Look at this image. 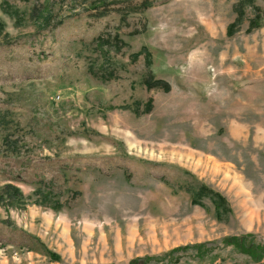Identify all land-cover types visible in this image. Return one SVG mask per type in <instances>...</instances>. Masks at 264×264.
I'll list each match as a JSON object with an SVG mask.
<instances>
[{
	"label": "rangeland",
	"instance_id": "374dc122",
	"mask_svg": "<svg viewBox=\"0 0 264 264\" xmlns=\"http://www.w3.org/2000/svg\"><path fill=\"white\" fill-rule=\"evenodd\" d=\"M263 251L264 0H0V264Z\"/></svg>",
	"mask_w": 264,
	"mask_h": 264
},
{
	"label": "trees",
	"instance_id": "16d2710c",
	"mask_svg": "<svg viewBox=\"0 0 264 264\" xmlns=\"http://www.w3.org/2000/svg\"><path fill=\"white\" fill-rule=\"evenodd\" d=\"M194 200H195V199H194ZM191 202L193 203V202H195V201H193V199H192ZM263 252H264V251H263ZM251 254H252V253L246 252V255H248L249 257H251V256L253 255V254H252V255H251ZM255 255H256V256L253 255V257H252V258L254 259L255 263L260 262V261H262V260L264 261V255H260V254H259V255H258V254H255Z\"/></svg>",
	"mask_w": 264,
	"mask_h": 264
}]
</instances>
